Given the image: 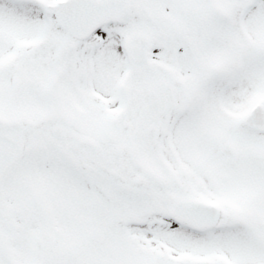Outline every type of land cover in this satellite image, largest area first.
Segmentation results:
<instances>
[{
    "label": "snow or ice",
    "instance_id": "snow-or-ice-1",
    "mask_svg": "<svg viewBox=\"0 0 264 264\" xmlns=\"http://www.w3.org/2000/svg\"><path fill=\"white\" fill-rule=\"evenodd\" d=\"M0 264H264V0H0Z\"/></svg>",
    "mask_w": 264,
    "mask_h": 264
}]
</instances>
